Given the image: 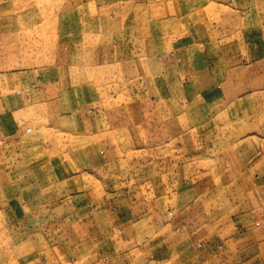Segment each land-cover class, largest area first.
I'll return each mask as SVG.
<instances>
[{"label": "crops", "instance_id": "1", "mask_svg": "<svg viewBox=\"0 0 264 264\" xmlns=\"http://www.w3.org/2000/svg\"><path fill=\"white\" fill-rule=\"evenodd\" d=\"M129 1L132 9L129 10L127 20L149 23L148 26L128 32L133 38L142 37L139 44L133 48H126V45L121 46V49L105 46L94 48L97 55L93 57V63L98 69L104 70L95 71L96 85L87 84V81L83 83L84 74H80V91L83 90L80 95L64 92L62 97L44 99L39 104L40 108L35 109L33 106L28 110L33 114L43 113L42 116L47 115V119H59L63 114L65 122L71 123L64 131L70 138L66 144L69 147L65 148L64 145L67 149L63 154L64 161H68L64 165L66 168L71 164L69 161H79L81 165L88 167L87 161H100L101 166L105 161L121 167L123 172L121 169L116 170L117 173L112 175L110 182L107 178L100 182L98 177L94 180L82 174V180L75 185V189L64 190V198L58 208L54 206L53 213H48L49 228L52 224L55 227L56 221H59L61 225L58 231L48 237L43 235L40 241L33 234L29 239L33 240L31 243L16 237L11 240L12 235L8 236L10 239H7V247L11 248L1 255L0 262L249 264L258 257L259 264H263L264 12L254 15L251 12L258 6L259 0H145L147 3ZM111 6L117 8L120 2L114 0V3L106 5L107 8ZM155 8L159 10H153ZM103 20L104 17L98 15L91 23L97 29L101 27L100 22ZM251 23H255L256 38L262 37L263 40L262 44L259 43L261 50L257 43L253 50L255 56L249 58L248 38ZM79 33L81 34V30ZM63 41L66 42V39ZM94 41L97 43V36ZM172 49L169 58L167 56ZM183 62H192L195 76L192 84L198 87L194 91L186 87L184 76L181 75L183 70L180 72L177 69L178 64L182 66ZM84 63L80 60V65H67L63 58L61 66L56 67L54 74L68 67L80 71L89 69ZM170 64H173L172 68L175 70L172 72L175 73H171V76L165 75ZM127 83L142 89L137 95L127 90V102L132 109H124L123 105L117 104L119 93L124 91L122 87ZM169 87L174 94H169ZM115 90L118 93L116 95ZM58 98H63V110L56 108ZM93 101L109 104L103 105L101 109L97 105L96 111H90L94 114L91 116L94 123L92 128H88L82 102ZM88 107L87 104L86 108ZM184 108L187 110L185 113ZM60 111L63 113H59ZM79 111L82 115L77 117ZM234 117L239 118L238 125L232 124ZM218 118L230 120L227 121L230 125L223 126L221 132L224 133V148L233 145L239 150V162L233 163L234 160L231 159L227 163L241 167V183L238 182L239 179L235 182L225 180L224 185H228V189H221L220 186L212 190L208 188L205 196L216 198V202L207 199L205 203L201 199L205 203L202 208L194 207V201H190L194 199V192L197 191L193 186L194 174L192 180L183 178L182 168L193 165L194 161L185 163L182 154L176 156L175 162L170 163L161 160V154L159 157L154 155L159 161V168L166 170L161 172L150 167L153 163L151 157H145V164H141L140 160L131 161L127 156H113L110 160L104 159V156H92L96 149L101 148L99 144H94V137L103 141V147L109 148V143L105 141L111 142L113 138L109 140L107 136H119L120 133H123L122 139L125 140L120 148L124 151L136 150L142 155L146 153L152 156L155 151H163L165 144V149L169 147L176 152L183 151L184 140L189 136L195 143L192 149H196L199 146L193 137L194 130L203 134L207 130L204 125L212 122L216 126ZM207 139L212 141L206 142H210V145L213 143L214 148L219 147L216 145V130H211ZM111 150L117 151V148L111 146ZM212 162L217 164L216 161ZM169 166L174 168L169 169ZM154 174L160 177L158 182H155L156 178H152ZM126 175L130 181L124 183L121 178ZM43 191L46 190L43 188ZM18 195L20 193L16 194L14 205L0 207V213L9 214L15 211L16 218L12 220L15 223L10 221L9 225L17 227L18 221L23 223L27 220L30 227L38 230V222L29 220V213L32 214L34 209L23 210V194L21 197ZM173 196L175 209L173 213H168V205L163 203V199ZM27 200L25 203L28 206H34L35 193ZM213 207H218L223 214H236L242 221L238 232L233 231L231 224L226 226L229 232L224 236L225 247L226 238L231 236V232L234 234L230 238L232 249L229 251L226 248V255L210 252L216 240L212 235L215 224L206 219L215 214L209 213ZM10 219L13 217L10 216ZM3 224L10 227L4 220ZM119 232L129 236L122 238L120 235L119 238ZM35 244L45 247L43 253L36 258ZM24 247L29 248L21 252Z\"/></svg>", "mask_w": 264, "mask_h": 264}, {"label": "rangeland", "instance_id": "2", "mask_svg": "<svg viewBox=\"0 0 264 264\" xmlns=\"http://www.w3.org/2000/svg\"><path fill=\"white\" fill-rule=\"evenodd\" d=\"M116 1L120 2L119 7L111 6V8H107L106 5L114 3V0H0V207L13 206L16 194L20 193L18 195L20 197L23 194L24 203L20 199L23 205L21 208L23 210L26 208L34 209L32 214L29 213V220H34L35 223L38 222V230L30 227L31 225L27 220L23 221V223L18 221L17 228L11 224L9 225L10 221L16 218L15 211L9 212V214L0 213V257L5 254L6 250L11 248L7 247V239H10L8 236L12 235L11 240H15L16 237L31 243L33 240L29 239L32 238L33 234H35V239L40 241L39 239L43 235L48 237L51 233L58 231L57 229L61 225L59 221H56L55 227L52 224L51 228H49L47 223L48 213H53L54 206L58 208V204L64 198V190L75 189V185L82 180L80 178L82 174L94 180H97L98 177L100 182L102 179L106 180L107 178L108 182H110L112 175L117 173L116 170L121 169V172H123L121 167L113 166L105 161H103L102 166L100 161H87V163L89 162V167L81 165L79 161H69L71 164L66 168L64 165L68 161H64L63 154L67 150L65 148L69 147L66 144L70 138L64 131L71 123L65 122L62 111L59 112L62 114L59 119L55 117L49 118L51 120L47 119V115L43 117V113L34 112L35 114H33L28 111L29 107L40 108L39 104H42L40 102L44 101V99L51 98L52 100L55 96L62 97L64 92L74 95L79 93L80 95L81 91H83H80V77L83 74V83L87 81V84L93 83L96 85L97 76L95 71L103 72L104 70L98 69L93 63L95 61L93 57L97 55L93 51L94 48L105 46L106 48L120 47L121 49V46L124 45H126V48L128 46L133 48L139 44L142 37L133 38L131 34L128 35V32L132 29L148 26L149 23L131 21V19L128 21V13L132 9L129 4L130 1ZM136 1V3H147L145 0ZM219 1L224 2L225 0ZM148 2L150 1L148 0ZM142 7L145 9L143 5ZM153 10L159 9L155 8ZM251 12L252 15L255 13L262 14L264 12V0H259L258 6L252 9ZM94 15L104 17V20L100 22V25L102 23L101 27L97 29L91 23L95 17ZM80 19L83 20L80 21ZM251 24L252 27L249 28L248 38L249 58L255 56L253 50L256 48L257 43L259 50H261L259 43L262 44L263 40L262 37L256 38L255 23ZM80 30L81 34L79 33ZM95 36H97V43L94 41ZM65 39L66 42L63 41ZM65 48L67 49L65 50ZM172 51L173 49L169 51L167 57L171 58ZM63 58L66 60L67 65L71 63L72 66L75 63L79 64V61L82 60V62H85L83 65L86 64L89 69L80 71L79 69H69L70 67H68L60 69L59 73L54 74L56 67L58 65L61 66ZM196 65L197 63L194 66ZM172 66L173 64L167 66L165 75L171 76V73H175L172 72L175 70ZM192 66V62H183L182 66H180V63L178 64L177 69L179 71L183 70V73L179 74L184 76L183 80L186 83V87L194 91V88L198 87L192 84V78L195 77ZM113 89L114 87H112ZM122 89L124 91L119 94L125 97L123 98L119 95L117 104L119 106L123 105L124 109L129 107L132 109L127 102V99H129L127 90H131L137 95L141 93L142 89L140 86H135L131 83L125 84ZM57 91L59 95H57ZM168 91L169 94H174L171 87L168 88ZM114 94H118L116 90ZM56 102L58 103L56 108L63 110V98L61 100L58 98ZM82 104L85 111L84 117H87L88 128H92L94 120L91 116L94 114H91L90 111H96L97 105L101 109L103 105L109 103L93 101L89 103L82 102ZM87 104L88 108H86ZM185 112H187L186 108H184ZM81 115L80 111L76 114L77 117ZM216 121L218 123L216 126L212 122L204 125L207 130L203 134L194 130L193 137L199 146L196 149H192L195 143L192 137L189 136L184 140L185 147L183 151L176 152L169 147L165 149L167 147L165 144L163 151H155L152 156H148L146 153L142 155L136 150H122L120 147L124 145L125 140L122 139L123 133H120L119 136H107L109 140L113 138L111 142L105 141V143H109V148L103 147V141L96 140L94 137V144H99L101 148L96 149V153L92 156H98L99 158L104 156V159L107 158L108 160L113 156L117 158L127 156L131 161L133 159L140 160L141 164H145V161H143L145 157H151L153 163H151L150 167L161 172L166 170L159 168V161L154 158V155L159 157L161 154V160H167L170 163L175 162L176 156L179 157L182 154L185 163L194 161L193 165H185L182 168L183 178L191 179L194 174L193 186L197 191L194 192L195 200L190 199V201H194L192 203L195 205L194 207L199 206V208H202L203 205L205 207L207 199H212L216 202V198L205 196V192L209 191L207 190L208 188L212 190L216 186L217 188L220 186L221 189H228V185H224L225 180L235 182L239 179L238 182L241 183L242 177L240 175V166H230L227 163V160L231 161V159L234 160L232 161L233 163L239 162L237 161L239 150L235 146L232 145L230 147L228 145L227 148H224V133L221 131L223 126L230 125L227 123L230 120L218 118ZM238 123L239 118L234 117L232 124L238 125ZM250 123L252 122L250 121ZM83 125L85 124L83 123ZM211 130H216V135L218 136L216 145L219 146L217 148L213 147V143L210 145L212 141L207 139ZM169 145H171V140ZM111 146L117 148V151L111 150ZM212 161H216L217 164ZM168 168L172 169L174 167L169 166ZM245 172L246 168L244 174ZM158 174L152 176V178H156L155 182L160 180ZM127 177L126 175L121 178V181L124 183L129 182L130 179H127ZM133 178L135 177L133 176ZM238 182L237 185H239ZM42 186L49 192L43 191ZM34 193L35 204L34 206H28L25 202ZM201 199H204L205 203ZM134 200L137 201V199ZM163 203L168 205V213L174 212V196L165 197ZM218 206H221L220 203H218ZM221 212H223V209H221ZM209 213H215L206 220L215 224V230H213L212 235L216 238L215 244L212 242L214 247L210 249V252L226 255V248L229 251L232 249L230 247L232 242H230V238L234 235L231 232V236L226 238L225 247L223 243L225 242L224 236L229 232L226 226L231 224L233 231L237 230L238 232L242 221L236 214L220 213L218 207L210 208ZM206 215L208 216L207 213ZM10 216L13 219H10ZM3 220L14 228L6 227L3 224ZM45 221L46 223H44ZM11 223H15V221ZM39 224H43V226ZM125 232L127 233V231ZM120 235L122 238L129 236L124 234V232H119V238ZM27 248L29 247H24L21 252L26 251L24 249ZM44 249L43 245L35 244V258L39 257ZM237 252L235 251V253ZM258 259V257L254 258L249 264H259ZM0 264L3 263L0 262Z\"/></svg>", "mask_w": 264, "mask_h": 264}]
</instances>
